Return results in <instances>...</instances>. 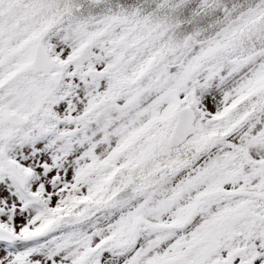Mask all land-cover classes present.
<instances>
[{"label": "snow or ice", "instance_id": "snow-or-ice-1", "mask_svg": "<svg viewBox=\"0 0 264 264\" xmlns=\"http://www.w3.org/2000/svg\"><path fill=\"white\" fill-rule=\"evenodd\" d=\"M0 264H264V0H0Z\"/></svg>", "mask_w": 264, "mask_h": 264}]
</instances>
